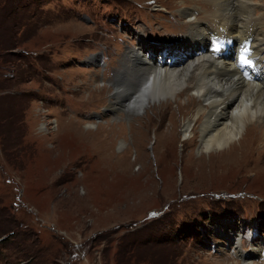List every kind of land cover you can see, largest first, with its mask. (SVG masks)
I'll return each mask as SVG.
<instances>
[{
	"label": "rangeland",
	"instance_id": "1",
	"mask_svg": "<svg viewBox=\"0 0 264 264\" xmlns=\"http://www.w3.org/2000/svg\"><path fill=\"white\" fill-rule=\"evenodd\" d=\"M212 9V0H0V264H242L213 233L223 223L243 225L246 255L251 240L264 241V139L245 138L262 154L247 164L242 153L228 164L199 159L196 141L184 145L177 133L183 117L210 110H199L191 87L146 115L110 106L137 32L181 43L182 54H197L192 62H218L210 37L183 46L182 10L237 48L229 11L214 22ZM194 128L198 142L201 123ZM259 255L251 264H264Z\"/></svg>",
	"mask_w": 264,
	"mask_h": 264
},
{
	"label": "bare ground",
	"instance_id": "2",
	"mask_svg": "<svg viewBox=\"0 0 264 264\" xmlns=\"http://www.w3.org/2000/svg\"><path fill=\"white\" fill-rule=\"evenodd\" d=\"M261 4L259 0H227V2L226 0H212L214 22L215 20L221 21L226 11L230 13L232 27L228 35L226 34L227 36L238 39L240 43L247 38H252L254 55L258 63L263 67L258 79L256 78L253 82H245L234 71V65L228 63V55L216 58L220 63H216L213 59L211 60L207 57H201L192 62L193 58L197 57V54L192 56L188 53L182 54L184 49L179 48L181 43L175 42L173 44L174 42L172 41L168 46H165V44L150 41L142 32H137L134 34L137 44L133 45L131 43L127 46L124 66L121 67L115 76L116 94L114 96L115 99H113L114 102L109 103L110 106L114 109H122L127 115H146L148 111L162 107L164 104L168 105L171 101L179 103L177 100L178 96L187 92L185 91L186 88L191 87L190 97H197V99L201 100V103L198 104L199 110L207 109L206 105L209 106L210 110L204 120L200 117L202 113L200 114L198 109V114L196 113L195 115L200 117V120L198 117L195 120V116L192 118L182 116L183 118L179 123L180 127L179 129L177 128V133H179L178 141L184 143V145L186 142L194 143L196 141V149L200 154L199 159L201 158V160H203L204 154L210 159H216L217 162L223 161L224 164H228L231 160L237 162L240 157L247 155V157L242 158L245 160L244 164H247L246 159L261 153L253 154V151H248V149L250 148L251 150L252 145H257L261 138L264 139V58L261 56L264 54V48L258 47V43L263 41L258 35L259 27L257 28L258 22L262 19L260 14L264 12ZM226 7L228 10L225 9ZM183 12L185 14H182ZM182 13L189 21L190 29L187 36L182 37L185 41L183 46L207 39L209 36H203L204 30L219 34L214 29V25L206 19H203L202 23H197L198 19L194 10H182ZM198 28H201L203 35H196L195 29ZM192 33L193 36L190 38ZM254 35L255 44L253 43ZM172 46L176 47L170 51L169 49ZM189 48L191 47L186 49ZM198 48L201 49L203 47L199 45ZM183 55H186L188 59L185 60V64H179L177 59ZM208 62H211L212 65L208 64ZM118 76L122 77L120 82L117 80ZM184 97L186 98V95ZM195 121L201 123L200 131L197 129L199 134L198 142L194 136ZM86 127L85 130L91 133L89 130H93L97 126L88 125ZM166 129L167 132L170 131V128L166 127ZM167 132H162V136L164 134L167 135ZM248 134H255L254 140L253 137L251 138V146H247V141H244ZM119 145V149L126 146L125 141L119 142ZM241 153L242 155L240 156ZM191 157L193 156L191 155ZM121 171L123 173L127 172L124 169ZM242 226L233 230L223 231L227 227L223 223L215 225L212 230L216 236L223 238L224 246L237 249V254L241 258L242 264H251V256L255 258V256L262 254L261 248L264 250V241L257 240L254 242V240H251V249L248 255L244 254L242 248L239 247L243 239Z\"/></svg>",
	"mask_w": 264,
	"mask_h": 264
}]
</instances>
